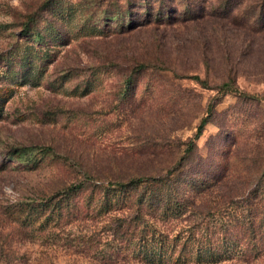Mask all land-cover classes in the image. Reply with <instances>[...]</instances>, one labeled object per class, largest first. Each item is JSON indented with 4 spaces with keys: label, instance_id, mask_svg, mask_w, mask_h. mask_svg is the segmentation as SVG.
<instances>
[{
    "label": "rangeland",
    "instance_id": "374dc122",
    "mask_svg": "<svg viewBox=\"0 0 264 264\" xmlns=\"http://www.w3.org/2000/svg\"><path fill=\"white\" fill-rule=\"evenodd\" d=\"M218 1L0 0V264H150L80 250L88 236L110 238L117 216L137 215L143 185L105 215L56 222L37 204L85 175L106 186L168 171L160 193L185 190L195 206L178 219L142 208L131 235L153 236L163 253V233L242 216L262 223L257 256L220 243V257L189 264H264V100L190 77L213 86L233 74L264 95V33L217 15ZM85 194L73 196L78 211ZM229 199L241 207L228 210Z\"/></svg>",
    "mask_w": 264,
    "mask_h": 264
},
{
    "label": "trees",
    "instance_id": "16d2710c",
    "mask_svg": "<svg viewBox=\"0 0 264 264\" xmlns=\"http://www.w3.org/2000/svg\"><path fill=\"white\" fill-rule=\"evenodd\" d=\"M47 1L45 0V2ZM217 3L222 4V7L219 4L220 9H217V15H222L223 18H229L233 23L243 25L242 27L247 31L264 33V0H224V2L219 0ZM190 77L199 82L203 87L216 90L219 95L232 93L242 98H254L258 101L264 100V95H251L243 92L236 84V78L233 74H227L223 82L213 86L199 75H191ZM212 105L210 104L209 107H212ZM206 122L207 120L202 118L196 127L192 140L187 145V156L191 150L190 146L201 135ZM172 174L173 172L168 171L161 178L148 176L145 178L133 177L125 181H108L106 186L94 183L95 180L85 175L84 179L79 181V183L64 186L56 190L48 199L37 205L45 206L42 210H47L48 213H42V215H46L47 219L56 222L64 216L73 217L78 212H82L84 216L89 214L105 215L109 214L111 210L127 206L129 203L128 194L143 185L145 190L141 194V197L136 198L138 206L136 208L137 215L131 217L123 216L121 218H117V216L115 220L118 222L114 227H111L112 233L110 238L106 237L102 239V243L101 240L99 241V237L88 236L89 238H86L82 242L80 250L96 254L103 260L116 261L121 258L136 261L142 260L150 264H189L197 260L198 262L211 261V259L220 257L216 248L220 243L231 245L234 252L231 250L228 255L232 254L240 258H246L248 256H257L260 253L257 244L258 242H263V236L260 233L262 223L242 216H231L226 221H221L218 216L219 220H217V218L212 216L211 222L204 225L200 233L194 230L193 227L183 228L181 234L175 235L172 238L163 233V253L160 249L156 248V245L152 244L154 242L153 236L147 240L148 237H145L144 232L142 236L131 235L129 233L131 231V223L134 219L141 218L142 208H149L148 211H156L158 213L162 211L165 218L178 219L182 214L190 211L195 206L193 198H185V190L179 191L176 188L168 187L169 191L166 195L160 193L159 184L163 186L167 185V181H170L169 176ZM149 186H155L156 191L150 189ZM195 186L198 189V193L206 190L202 185ZM80 191H87V194L83 198L85 199L83 202L86 204V207L78 211V207H75L76 202L72 199ZM117 191L125 193V197H122L123 200L119 201L115 199ZM227 203L228 210L241 207V202L239 201L229 199ZM28 205L33 204L29 203ZM159 244L161 243L159 242ZM107 249L112 250V252L107 254Z\"/></svg>",
    "mask_w": 264,
    "mask_h": 264
},
{
    "label": "clouds",
    "instance_id": "9594fccd",
    "mask_svg": "<svg viewBox=\"0 0 264 264\" xmlns=\"http://www.w3.org/2000/svg\"><path fill=\"white\" fill-rule=\"evenodd\" d=\"M12 4L14 6H18L19 5V0H12ZM5 22H11V17H4L3 18Z\"/></svg>",
    "mask_w": 264,
    "mask_h": 264
}]
</instances>
